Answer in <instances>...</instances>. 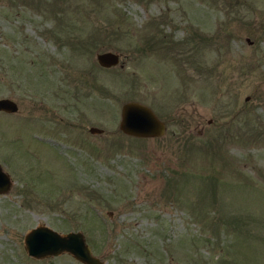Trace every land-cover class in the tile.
<instances>
[{"label":"rangeland","instance_id":"1","mask_svg":"<svg viewBox=\"0 0 264 264\" xmlns=\"http://www.w3.org/2000/svg\"><path fill=\"white\" fill-rule=\"evenodd\" d=\"M3 96L0 264H86L29 255L39 224L103 264H264V0H0ZM132 99L163 135L121 131Z\"/></svg>","mask_w":264,"mask_h":264},{"label":"water","instance_id":"2","mask_svg":"<svg viewBox=\"0 0 264 264\" xmlns=\"http://www.w3.org/2000/svg\"><path fill=\"white\" fill-rule=\"evenodd\" d=\"M96 60L101 66L110 67L119 63L120 54L113 50L98 51ZM0 110L15 112L18 110V103L10 97H0ZM119 128L129 135L152 137L163 135L166 123L149 105L132 99L124 101L121 105ZM89 130L92 133L103 131L101 127L94 125L90 126ZM11 184L10 174L0 163V193L6 192ZM24 243L27 253L33 257L68 252L86 264H103V261L93 254L81 230L60 232L48 225L39 224L25 233Z\"/></svg>","mask_w":264,"mask_h":264},{"label":"flooded vegetation","instance_id":"3","mask_svg":"<svg viewBox=\"0 0 264 264\" xmlns=\"http://www.w3.org/2000/svg\"><path fill=\"white\" fill-rule=\"evenodd\" d=\"M0 111H4V110H0ZM7 112V111H6Z\"/></svg>","mask_w":264,"mask_h":264}]
</instances>
